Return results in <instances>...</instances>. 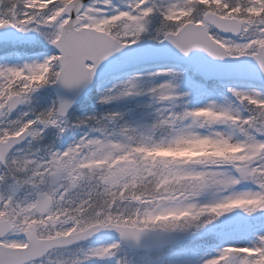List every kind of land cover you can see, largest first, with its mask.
<instances>
[{
    "label": "snow or ice",
    "instance_id": "obj_1",
    "mask_svg": "<svg viewBox=\"0 0 264 264\" xmlns=\"http://www.w3.org/2000/svg\"><path fill=\"white\" fill-rule=\"evenodd\" d=\"M0 30L6 40L56 50L42 61L0 64V264H97L125 252L137 259L115 264H264V226L252 232L240 215L264 214V90L234 83V101L177 112L179 72L153 71L170 79L147 93L132 76L100 103L150 94V127L111 131L119 113L93 116L71 127L88 124L98 135L64 151L9 155L49 128L69 127L68 102L32 107L39 89L86 86L108 57L146 38L183 56L198 50L235 62L206 75L264 82V0H128L123 10L112 0H0ZM152 55L146 49L138 59ZM242 184L255 190L238 191ZM101 232L119 239L82 246ZM198 237H211L214 253L201 255L208 242Z\"/></svg>",
    "mask_w": 264,
    "mask_h": 264
},
{
    "label": "rangeland",
    "instance_id": "obj_2",
    "mask_svg": "<svg viewBox=\"0 0 264 264\" xmlns=\"http://www.w3.org/2000/svg\"><path fill=\"white\" fill-rule=\"evenodd\" d=\"M112 3L115 7L120 8L123 10L125 5L128 3V0H112ZM158 27L157 24H154L151 28V31H155V28ZM144 45L147 44H157L155 40H152L150 38H146L145 40L139 42ZM17 44V43H16ZM19 45L16 46H6V45H1L0 49L1 50H8L11 49L13 50L12 53L7 54L5 59L0 60V64L3 63H9V64H22L25 62H31V61H42L44 58H46L48 55L55 54L53 53V48L48 45L46 48V52L37 51L35 50L36 48H41L44 45H46L44 42L41 43H31L27 41H22L18 43ZM24 49L31 50L27 53V55L22 52L21 50L24 51ZM17 50V52H16ZM19 51V52H18ZM48 51V52H47ZM7 53V52H6ZM121 60V59H120ZM123 63H126L125 60H121ZM169 69L173 68H167V67H155L150 70H140L137 69L135 74H127L126 76L122 77H117L113 80H109L105 83H103L99 88L97 95H95V101L100 105L101 109L103 110L104 115H108L110 113H119L120 119L117 122H110L108 124V128L111 131H118L121 126H128V127H135L140 130H143L146 127H150L151 124L155 120V108L157 107L154 104L153 98L150 94H142L139 96H134V97H129V98H123L119 100H113L107 104H102L100 103L101 100V93L104 92L106 89L112 88L116 84H120L123 81H126L127 79L131 78L132 76H138L141 77V79L138 81L139 87L144 90L145 93H147V90L155 85H159L160 83L166 82L169 80V77H157V78H152L151 73L153 71H159V72H164ZM178 72L181 74L179 78L173 83H175L178 88V94L181 95L183 98L181 101L177 102V106L175 108V111L179 112L183 110L184 106H187L188 108H195V107H201L205 106L210 103H216V104H225L226 102H231L232 97L230 95L228 96H220L217 93H215L214 90H220L224 85H220L217 87L216 85H211V86H205L200 84L199 82L195 81L192 79L190 76L183 74L182 71ZM240 89L248 91V90H254V91H262L260 89L254 88L252 86H248L245 84H236ZM231 86V85H230ZM228 87V86H224ZM184 93H187L185 96ZM32 107L36 108L37 110H40L44 108V106L41 104L40 100L38 99L35 101L32 99ZM47 107H45L46 109ZM26 110V109H25ZM78 117L86 118L81 114V112H76ZM19 116V112L16 115H11L9 116V119H16ZM67 129L70 130V133H72L73 129L70 127H67ZM84 135H89L87 132H80L75 138L72 140L78 141V138L84 136ZM91 135H98V133H94ZM68 145H65L61 151H64L68 148ZM19 155H24V154H19ZM238 191H250V190H255L254 186H248V187H241L237 186ZM235 215V213L233 214ZM240 215H243L240 213ZM246 217V216H245ZM247 218V217H246ZM255 218H259L263 220L261 224L258 225L257 228H255L253 225L251 227L252 232H258L261 228V226H264V214L257 213L254 216ZM249 220V218H247ZM251 236L249 235L247 238H240L237 243L239 246H247V244L250 242ZM113 240H108V241H99L97 243H94L91 245V247H97L101 245H107L109 243H112ZM209 253V252H208ZM211 253H214V250L211 251ZM121 259V258H119ZM97 264H115V259L111 260H106V261H100L97 262Z\"/></svg>",
    "mask_w": 264,
    "mask_h": 264
},
{
    "label": "water",
    "instance_id": "obj_3",
    "mask_svg": "<svg viewBox=\"0 0 264 264\" xmlns=\"http://www.w3.org/2000/svg\"><path fill=\"white\" fill-rule=\"evenodd\" d=\"M89 2V0H85V3ZM0 40H6L4 38V32L3 30H0ZM151 49L153 51V55L149 58H143L138 59V57L141 56V54L146 50ZM124 57L127 58L129 61H137L141 65H149L152 62H166L168 64H176V65H183L190 67L194 70H196L203 78L205 79H213V80H219V81H236L231 78H226L224 80H221L217 78L214 75L207 74L210 73L213 69L220 67L224 68L225 66L229 65L230 61H215L211 57H208L206 53L200 52V51H193L188 56H183V54L179 53L176 49H174L171 45H168L167 50L163 48L162 45L158 46H142V45H132L130 48L122 49L119 52L113 53L112 56L108 57L100 67L97 69V75L94 76L93 81L86 86H83L79 89L75 90H57L55 86H51L50 89L55 93L58 103L63 100L70 104V107L66 113V117L69 115L71 110L88 94L91 93L94 86L98 85L100 82H102L104 79H107L108 77L115 75L119 71L123 69H127L125 65L121 67L118 71L108 73L106 74L105 70L107 66L110 64H116L118 62V57ZM121 64V63H120ZM240 81H249L255 84H259L264 86V82H261L259 79L255 80H240ZM16 111V110H15ZM22 141L18 145H15V147L21 145ZM104 234H116V233H108V232H101L96 234L94 237H99Z\"/></svg>",
    "mask_w": 264,
    "mask_h": 264
},
{
    "label": "trees",
    "instance_id": "obj_4",
    "mask_svg": "<svg viewBox=\"0 0 264 264\" xmlns=\"http://www.w3.org/2000/svg\"><path fill=\"white\" fill-rule=\"evenodd\" d=\"M36 93L37 94H43V93H45V96L50 94L49 91L47 90V88H45V87L39 89Z\"/></svg>",
    "mask_w": 264,
    "mask_h": 264
},
{
    "label": "flooded vegetation",
    "instance_id": "obj_5",
    "mask_svg": "<svg viewBox=\"0 0 264 264\" xmlns=\"http://www.w3.org/2000/svg\"><path fill=\"white\" fill-rule=\"evenodd\" d=\"M0 57H1V55H0Z\"/></svg>",
    "mask_w": 264,
    "mask_h": 264
}]
</instances>
